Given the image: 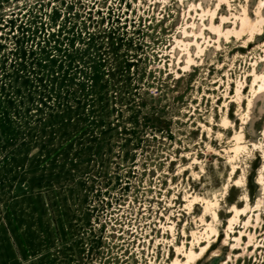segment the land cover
Segmentation results:
<instances>
[{
    "label": "rangeland",
    "instance_id": "374dc122",
    "mask_svg": "<svg viewBox=\"0 0 264 264\" xmlns=\"http://www.w3.org/2000/svg\"><path fill=\"white\" fill-rule=\"evenodd\" d=\"M263 77L264 0H0V264H264Z\"/></svg>",
    "mask_w": 264,
    "mask_h": 264
},
{
    "label": "bare ground",
    "instance_id": "6f19581e",
    "mask_svg": "<svg viewBox=\"0 0 264 264\" xmlns=\"http://www.w3.org/2000/svg\"><path fill=\"white\" fill-rule=\"evenodd\" d=\"M201 1V0H200ZM203 3L205 4L206 3V1H203ZM204 4H201V3H199V7H201V9H202V7L204 6ZM204 11H205V8H204ZM213 28H215L216 29V31L218 30V28H216L214 25H213V23H211V25H210V27H209V29H213ZM202 32V31H201ZM202 34V33H201ZM183 43H184V45H186L190 50H191V48L193 47V45L194 44H196V42H191L190 41V39L188 38V37H186L185 39H183V41H182ZM258 75V74H257ZM257 75H255L256 77H257ZM254 76V77H255ZM258 76H260V75H258ZM262 78V77H261ZM264 78V77H263ZM261 90V89H260ZM258 92H260V91H258ZM262 92V91H261ZM250 114V113H249ZM256 118V117H255ZM254 118V119H255ZM255 121V120H254ZM252 122V121H251ZM250 125H251V123H250ZM262 174V173H261ZM261 185H262V189H261V194H263L264 193V182H262V180L264 181V176H262L261 175ZM260 193V192H259ZM258 193V194H259ZM259 196H261L260 194H259ZM260 198V197H259ZM260 203H261V201H260ZM235 210V214L236 215H238L239 214V212L240 211H238V209L236 208V209H234ZM216 213V212H215ZM242 213V212H241ZM243 214V213H242ZM216 218V215L214 216V219ZM235 222L237 223V221L235 220ZM235 222H232V223H235ZM229 223H230V221H229ZM230 228V227H229ZM236 241H238V240H236ZM240 241V240H239ZM238 241V242H239ZM209 247V246H208ZM207 249V248H206ZM206 249H203V250H201V252H200V254L198 255L199 257H201L202 255H203V253L205 252V250ZM196 254L193 252V251H189V253H188V257L189 258H191V259H189L190 261H191V263L192 264H195L194 262H196V259H198L199 257L198 256H195ZM190 263V264H191Z\"/></svg>",
    "mask_w": 264,
    "mask_h": 264
},
{
    "label": "snow or ice",
    "instance_id": "6c2138e0",
    "mask_svg": "<svg viewBox=\"0 0 264 264\" xmlns=\"http://www.w3.org/2000/svg\"><path fill=\"white\" fill-rule=\"evenodd\" d=\"M259 95H264V94H258V97H259Z\"/></svg>",
    "mask_w": 264,
    "mask_h": 264
}]
</instances>
